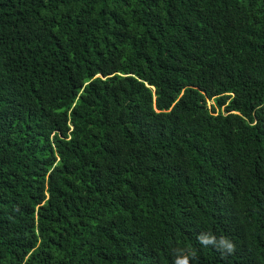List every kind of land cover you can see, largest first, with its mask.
I'll list each match as a JSON object with an SVG mask.
<instances>
[{"label": "trees", "instance_id": "16d2710c", "mask_svg": "<svg viewBox=\"0 0 264 264\" xmlns=\"http://www.w3.org/2000/svg\"><path fill=\"white\" fill-rule=\"evenodd\" d=\"M184 260L264 264V0H0V264Z\"/></svg>", "mask_w": 264, "mask_h": 264}, {"label": "clouds", "instance_id": "9594fccd", "mask_svg": "<svg viewBox=\"0 0 264 264\" xmlns=\"http://www.w3.org/2000/svg\"><path fill=\"white\" fill-rule=\"evenodd\" d=\"M225 247H226L229 251L232 250V244H231L230 242H229V243H226V244H225ZM180 264H187V261H186V260L181 261Z\"/></svg>", "mask_w": 264, "mask_h": 264}, {"label": "rangeland", "instance_id": "374dc122", "mask_svg": "<svg viewBox=\"0 0 264 264\" xmlns=\"http://www.w3.org/2000/svg\"><path fill=\"white\" fill-rule=\"evenodd\" d=\"M213 106V102H208V107L211 108Z\"/></svg>", "mask_w": 264, "mask_h": 264}]
</instances>
